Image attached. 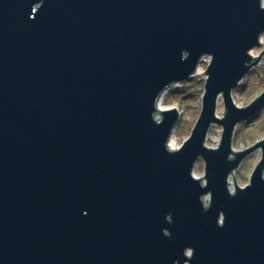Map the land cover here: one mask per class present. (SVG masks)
Segmentation results:
<instances>
[{
  "label": "water",
  "instance_id": "obj_1",
  "mask_svg": "<svg viewBox=\"0 0 264 264\" xmlns=\"http://www.w3.org/2000/svg\"><path fill=\"white\" fill-rule=\"evenodd\" d=\"M263 35V0H0V264H264V140L233 149L264 106L233 99ZM206 58L200 118L171 150L181 113L159 100Z\"/></svg>",
  "mask_w": 264,
  "mask_h": 264
},
{
  "label": "rangeland",
  "instance_id": "obj_2",
  "mask_svg": "<svg viewBox=\"0 0 264 264\" xmlns=\"http://www.w3.org/2000/svg\"><path fill=\"white\" fill-rule=\"evenodd\" d=\"M261 43L262 45L259 48H256L251 52V55L254 58L260 57L264 52V35L261 38ZM209 60V58H206L205 62L200 65L195 77L173 86L167 90L159 100V109H177L181 113L180 121L170 140L176 148H181L182 145L190 138L200 118L203 109V98L207 80V75L201 74L207 71ZM263 93L264 56L260 64L253 68L241 84L234 90L233 99L237 107L246 108ZM225 111L226 108L224 98L220 97L217 107V117L223 119ZM160 117L161 116H157V118ZM223 131L224 128L220 125L212 126L207 137L206 145L209 148L218 149L221 144ZM262 140H264V106L252 120L237 125L233 138V149L236 153L243 152L255 146ZM262 156V150H258L249 155L241 163L239 169L233 173L239 187L243 188L250 184L252 174L261 162ZM194 176L197 179H202L203 181L205 180V162L202 159H200L195 166ZM234 176L232 175L230 178V189L233 192L236 190ZM205 198L208 199V205H210L211 196L208 195Z\"/></svg>",
  "mask_w": 264,
  "mask_h": 264
},
{
  "label": "bare ground",
  "instance_id": "obj_3",
  "mask_svg": "<svg viewBox=\"0 0 264 264\" xmlns=\"http://www.w3.org/2000/svg\"><path fill=\"white\" fill-rule=\"evenodd\" d=\"M261 44H262V43H261ZM160 110H161V111H165L164 109H160ZM169 148H170L171 150H176V149H178V148H176V147L173 146L172 141H170ZM204 203H205L206 205L209 203V201H208L207 198L204 199Z\"/></svg>",
  "mask_w": 264,
  "mask_h": 264
}]
</instances>
